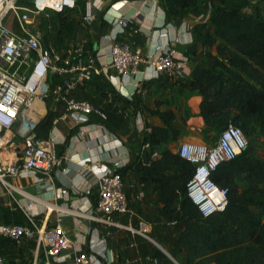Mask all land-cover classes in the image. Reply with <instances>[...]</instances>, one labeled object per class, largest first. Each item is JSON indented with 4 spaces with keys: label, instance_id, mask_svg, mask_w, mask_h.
Returning <instances> with one entry per match:
<instances>
[{
    "label": "crops",
    "instance_id": "crops-1",
    "mask_svg": "<svg viewBox=\"0 0 264 264\" xmlns=\"http://www.w3.org/2000/svg\"><path fill=\"white\" fill-rule=\"evenodd\" d=\"M217 2L202 0L197 7L183 9L172 16L164 0H85L84 9L78 7L66 12L70 19L68 29L62 37L52 34L53 42L59 40L64 47L84 45L96 57L98 66L109 62L114 44H129L145 56L172 44L191 73L180 78L164 74L155 79V73L146 65H140L138 74L127 77L107 68L103 75L93 77L73 92L76 98L103 108L109 115L106 121L74 113L63 118L66 107L59 97L61 84L52 78V87L48 85L45 89V103H38L37 111L41 121L49 110L56 116L48 138L56 143L60 165L67 170L59 168L51 177L40 173L30 177L10 176L6 179L7 185L0 181V223L26 222L33 217L39 225L52 227L60 221L75 242V249L66 252L69 258L65 264L78 252H90L92 243H101L106 248L98 264H188L185 251L177 245L183 228L171 225L173 220L161 214L159 193L153 184L142 180L133 166L144 152L147 134L142 126L162 125L157 116L145 109L174 110L173 127L179 135L170 144L180 145L197 139L196 134L187 131L193 120H187L185 113L189 127L182 124L178 107L200 115L202 97L192 89L191 83L195 68H211L207 52L217 55L216 46L205 44V35H215L212 9ZM258 8H264V0H251L245 12L254 14ZM87 17L91 19L87 21ZM121 20L125 24L121 25ZM178 37L182 41L175 43ZM198 121L205 124L201 115ZM1 151L5 158L15 160L21 155L22 145L15 140ZM84 161L112 170H125V193L131 212L118 217L117 221L126 227L137 225L140 219L148 221L153 225L148 237L83 217L85 210L95 205L100 189L97 175L85 173L86 168L81 164ZM36 178L43 181L37 182ZM59 189H67L69 195L60 197ZM87 189L93 192L89 197L84 192ZM0 259L1 264L46 262L43 253H36L35 242L18 244L4 238L0 239Z\"/></svg>",
    "mask_w": 264,
    "mask_h": 264
},
{
    "label": "built area",
    "instance_id": "built-area-1",
    "mask_svg": "<svg viewBox=\"0 0 264 264\" xmlns=\"http://www.w3.org/2000/svg\"><path fill=\"white\" fill-rule=\"evenodd\" d=\"M79 0H0V181L7 185L10 176L30 177L37 173L51 177L59 168L60 154L56 143L41 138L37 128L41 122L38 103H45L46 88L50 76L63 78L59 86V97L66 112L85 117L108 120V113L88 100L78 99L73 92L95 76H101L107 68H113L120 76L139 73L140 65L150 67L155 79L166 74L177 78L191 73L185 60L181 59L172 45L160 47L154 54L145 56L129 44H114L110 60L98 66L96 57L84 45L69 44L66 50L59 49L48 40L40 28V18H48L50 12L66 13L78 8ZM100 1V0H99ZM91 18L87 17L89 21ZM125 24L124 20L119 22ZM182 39H175L180 43ZM146 134L151 129L142 126ZM83 134V131H81ZM17 140L22 145L18 159L5 158L1 150ZM250 141L243 131L233 124L227 126L212 143L184 142L178 146L177 154L193 166L192 177L187 185V196L197 206L201 215L209 218L226 209L228 189L218 185L212 175L224 163L235 160L249 147ZM150 144L144 150H150ZM160 150L153 153L159 157ZM86 174L95 173L99 180V193L95 205L87 208L83 217L107 226L125 228L148 237L153 225L140 219L137 225L123 226L117 218L131 212L125 193V178L119 171L84 161ZM37 182L42 179L36 178ZM60 197L69 195L67 189H59ZM86 196L92 189L84 191ZM143 195L140 197L142 198ZM171 225H178L176 220ZM21 244L33 241L36 253L46 257L45 264H65L66 254L75 249V242L59 221L52 227L39 225L33 217L23 224L0 223V239ZM90 252H78L68 264H98L105 256L106 248L92 243ZM3 260L0 259V264Z\"/></svg>",
    "mask_w": 264,
    "mask_h": 264
},
{
    "label": "trees",
    "instance_id": "trees-1",
    "mask_svg": "<svg viewBox=\"0 0 264 264\" xmlns=\"http://www.w3.org/2000/svg\"><path fill=\"white\" fill-rule=\"evenodd\" d=\"M201 1L164 0L171 16L197 7ZM250 3L251 0H218L213 5L215 35H205V44L216 46L217 55L207 52L211 68H195L191 87L202 97L200 115L208 128L222 132L233 124L248 139L255 135L264 139V8L247 14ZM84 5L85 0L78 1V7L84 9ZM58 15L57 35L62 37L70 19L65 13ZM57 47L66 50L68 46ZM52 78L62 84L61 77L50 76V87ZM145 111L157 116L162 125L147 126L152 131L146 135L144 145L149 143L151 149L142 152L133 168L159 193L161 214L183 228L177 245L185 251L187 263L264 264V160L256 157L249 145L235 160L221 165L212 178L228 189V205L224 211L205 218L187 196L193 166L166 148L179 135L173 127L174 110ZM55 118L49 110L37 128L39 137L48 138ZM157 149L160 155L153 158ZM118 171L125 176V170ZM239 180L245 181L243 191Z\"/></svg>",
    "mask_w": 264,
    "mask_h": 264
},
{
    "label": "rangeland",
    "instance_id": "rangeland-1",
    "mask_svg": "<svg viewBox=\"0 0 264 264\" xmlns=\"http://www.w3.org/2000/svg\"><path fill=\"white\" fill-rule=\"evenodd\" d=\"M51 17L50 18H45V15L42 16L40 18V28L43 31L44 34H47L49 37H51V40L53 39V35L52 34H57L58 30H59V21H60V16L58 15V13H50ZM66 15V13H65ZM58 39V37H57ZM56 46H61L59 40H57V42H53ZM63 47V46H61ZM178 114H180L182 120V124H186L189 127V124L187 123V120L192 119V125H190L191 127L188 128L187 131L196 134V140H194L193 142H200V143H205V144H209L214 142L215 139L218 138L221 130H216L213 128H208L204 123H201L198 121V117H200L198 112H191L189 110H184L181 107H178ZM186 113L187 116V120L184 117ZM180 122V124H181ZM250 140V146L251 149L253 150L254 154L256 157H258L259 159L264 160V139L255 135L252 138L249 139ZM189 142V141H187ZM179 145L176 144H168L166 146L167 149L177 152ZM158 158V157H156ZM239 184L241 187V190L243 191L245 188V181L244 180H239ZM179 204H177L175 206V209H178Z\"/></svg>",
    "mask_w": 264,
    "mask_h": 264
}]
</instances>
